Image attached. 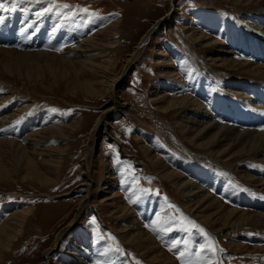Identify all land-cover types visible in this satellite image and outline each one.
Wrapping results in <instances>:
<instances>
[{
  "label": "rangeland",
  "instance_id": "374dc122",
  "mask_svg": "<svg viewBox=\"0 0 264 264\" xmlns=\"http://www.w3.org/2000/svg\"><path fill=\"white\" fill-rule=\"evenodd\" d=\"M31 1L38 2L42 10L52 6L54 13L63 15L65 20L62 21L72 25L74 29L84 28L85 39L93 34L98 35L104 27L119 19L117 34L115 32L114 38L107 42L111 51H108L105 59L109 62L107 67L108 72L110 71L106 79L111 77L114 80L123 76L127 55L132 53L154 22L166 15L164 0ZM237 2L239 0H177L171 25L162 32L153 34L138 60L131 66L130 80H119L120 88L118 87L116 95L121 104H128L130 115L121 114L119 110L113 111L106 130H102L97 141L92 136L96 122L112 106V97L105 90L107 85L103 87L91 82L96 80V75L78 73L77 70L63 66L42 69L38 79L13 80V85L27 98L29 107L41 116L44 114L51 127L69 128L70 138L66 141L61 136H56L49 142L48 147L59 153L56 159L60 171L53 182L23 179L26 169L22 168L20 174H11L10 184H0V225L3 219L22 218L21 213L25 211L27 219L25 228L18 232L19 237L11 243L10 250L0 247V264H41L45 251L54 248L56 242L60 241L49 262L58 264L60 252H67L70 245L83 236H88L90 241L83 248L86 250L85 257L89 256L91 259L94 250L104 257V261L96 259L90 264H176L184 256L186 264H264V232L252 235L263 239L262 251H257L258 245L250 238L236 248L234 241L239 234H243L242 230L224 232L221 226L211 228L191 217L187 212L190 204H187L186 199H179L170 183L160 179V170L149 162L142 150L144 144L151 145L153 152L162 158L169 170H176L190 177L187 170L179 168L181 164L193 166L192 159L196 161L192 152L184 145V140L179 138L182 137L179 125L184 114L180 111L173 114L167 111L169 97L176 100L177 95H163L161 83H178V80L185 82L186 75H189L198 86L227 90L225 87L233 76L228 69L214 64L211 58L218 57L213 48L222 54L228 50L225 48L230 47L224 38L228 32L237 34L239 40H246L245 44L247 40H251V43L259 46L258 50L255 49L256 53L264 54V40H258L261 35L256 34L257 26L251 15L256 1ZM5 12L7 14L0 18V49L13 50L14 47H21L23 51L20 52L25 51L24 53H46L47 45L62 43V36L59 35L58 40H55L48 34L47 27L40 32L34 31L32 26L24 25L26 19L20 20L18 15L12 16L10 11ZM216 24L219 27L214 34L211 26ZM201 32L213 36L223 45L215 43V46L206 50L205 45L197 40L198 33ZM36 41V45L42 47L34 49L32 45ZM115 42L117 47L113 48L112 44ZM231 56L249 64L256 62L255 57H248L240 50L235 57ZM94 57L97 63L100 62L98 54ZM262 63L264 64L263 61ZM35 65L37 64L31 65V70ZM222 98L227 100L226 96ZM198 99L206 105L205 101ZM225 104L226 102L221 101L215 109L220 112L221 107L222 115L234 120L241 116L240 110L231 111ZM36 113L33 112L28 117H34ZM242 124L244 123L240 125ZM40 130L42 128L36 127L34 133ZM29 134L33 133L25 136H30ZM66 144L69 148H65ZM85 147L93 155L91 177L95 186L93 198L89 200L81 217L75 219L78 203L85 190L82 186ZM110 165L114 166L112 172L116 179L113 182L116 181V193L119 196L113 204L111 201H101L106 192L102 187L103 178ZM119 185L123 187L119 188ZM209 190L219 196L227 207L238 206L227 197L229 192L225 195L214 187ZM140 204L148 207L142 217L137 208ZM118 205L135 213L142 230L153 231L154 226L166 233L176 234L171 245L161 244L164 253L156 261L147 260L136 247L124 240L123 234L121 235L124 224L116 220L120 217L117 211L121 212ZM93 206L99 207L98 214H95ZM245 208L248 212H256L251 205H246ZM115 213L117 214L113 215ZM146 215L151 217L147 220ZM67 227L72 230L62 237L61 232ZM94 244L96 249L92 250ZM181 247L185 248L184 252L178 253ZM68 264L78 263L71 259Z\"/></svg>",
  "mask_w": 264,
  "mask_h": 264
},
{
  "label": "bare ground",
  "instance_id": "6f19581e",
  "mask_svg": "<svg viewBox=\"0 0 264 264\" xmlns=\"http://www.w3.org/2000/svg\"><path fill=\"white\" fill-rule=\"evenodd\" d=\"M176 1L164 0L166 15L154 22L150 30L134 47L132 53L127 55L123 76L114 80L111 77L106 79V75L110 71L108 72L107 67L109 62L105 59L108 51H111L107 47V42L114 38L115 32L119 29L117 27L120 22L119 19L104 27L98 35L94 36L93 34L94 37L88 36L85 39L86 31L84 28L83 30H76L72 25L69 26L68 23L63 22L65 20L63 15L55 14L52 6L42 10L36 1L2 0L5 7L14 9L9 10L12 16L18 15L20 20L26 19L24 21L25 26H32L33 30L37 32H40L41 29L45 30L47 27L48 34L55 40H58L59 35L62 36V43L47 45L46 50L43 48L46 53L33 52L32 50V52L24 53L25 51L20 52L23 49L21 47H14L13 50L0 49V184H10L11 174H20L22 168L26 169L23 179H32L44 183L53 182L60 171L56 159L59 157V153L48 147L49 142L54 140L56 136H61L62 140L66 141L70 138L69 128L51 127L44 114L41 116L29 107L27 98L13 85V80L38 79L42 69L50 70L63 66L77 70L78 73L86 72L90 75H96L97 81L93 79L91 82L99 83L103 87L107 85L105 90L112 97V106L96 122L92 136L94 141H97L102 130H106L107 122L113 111L119 110L121 114L130 115L128 104H121L116 95L120 88V81H123L124 78L127 82L130 80V68L138 60L153 34L162 32L165 27L171 25L170 20L173 12H175ZM241 1L243 0H239L237 4H240ZM255 1V7L252 8V11L250 10L258 30L255 33L261 35L258 40H264V0ZM4 14L7 13L0 10V18ZM218 27L217 24L211 26L214 34L218 32ZM204 33H198L197 40L205 45L206 50L215 46V43L223 45L218 39ZM236 35L232 32L225 34L224 38L230 47L225 48L228 50L222 54L216 48L212 49L218 54L217 58H211L212 62L228 69L229 74L233 76L228 80L225 87L227 90H213L211 86L205 88L203 85L198 86L189 75H186L185 82L178 80V83H161L163 95L171 96L172 93L177 95L176 100L174 97H169L167 111H171L172 114L180 111L181 114H184V119L180 121L179 125L182 137L179 138L184 140H182L184 145L192 152L196 161L192 159L193 166L181 164L179 168L187 170L190 177H186L182 172L169 170L162 158L153 152L151 145L144 144L142 150L149 162L160 170V179L170 183L171 187L177 191L179 199H186L187 204H190L187 212L191 217L205 226H211V228L221 226L224 232L231 230L238 232L241 229L243 234H239L234 241L236 248L248 240L247 238H250L258 245L257 251L259 252L263 249L261 247L263 239L252 235L255 236V234L264 232V64L262 63V61L264 62V54L256 53L255 49L258 50L259 48L257 44L251 43V40H247L248 42L245 44L244 41L246 40H239L238 35L235 38ZM37 43L38 41L33 43L34 49L42 47L36 45ZM116 45L115 42L112 47L116 48ZM239 50L246 53L248 57H255L256 62L249 64L246 61L234 59L231 54L235 57ZM49 51H53V53H49ZM95 54L100 56L98 63L94 57ZM33 64L37 65L33 66V70H31ZM100 77L101 80H98ZM194 85H196L195 89L193 88ZM183 95L185 96L182 97ZM223 96H226L227 100L223 99ZM198 98L205 101L206 105H203ZM221 101L226 102L225 105L232 109L231 111L240 110L241 116H236L235 120L223 116L221 107L220 112L215 109ZM234 101L235 103H233ZM33 112L36 113L35 116L29 118L28 116L32 115ZM225 120L227 121L225 122ZM241 123L244 124L240 125ZM36 127H40L42 130L34 133ZM28 133H33L31 134L32 138L30 134V136H25ZM65 148H69V146L66 144ZM85 148L82 164L84 169L82 186L85 187V190L81 201L78 203L75 219L81 217L89 204V200L93 198L95 186L91 177L94 167L93 155L89 149ZM113 170V165H110L106 170L102 185L106 192L101 199L102 202L111 201L112 204L116 198H119L116 193V181L113 182L116 179ZM122 187L119 185V188ZM210 187L217 188L218 192L222 194L229 192L227 197L236 202L238 206L227 207L219 196L214 195L209 190ZM97 188L100 186L98 185ZM246 205L255 207L256 212H248L245 208ZM93 208L95 214H98L99 207L93 206ZM118 208L121 212L117 211L120 217L116 220H120L124 224V230L121 232L124 240L136 247L147 260L156 261L158 256H162L164 253L161 244L171 245L176 234L166 233L154 226L153 231H144L137 223V216L134 212L126 209L125 206L118 205ZM137 208L141 217L143 216L142 213L148 209L146 204H140ZM21 216L20 219H3L0 225V247L4 250H10L11 243L13 244L15 239L19 237L18 232L25 228L27 223L26 211L22 212ZM150 217L151 215H146L147 220ZM67 228L62 230V237L63 234L72 230L71 228L67 230ZM87 237L83 236L76 243L70 245L67 252H60L58 264H68L71 259L78 264H90L96 259L104 261V257L97 254L96 250L93 249H96L95 244L92 247L94 251L91 259L89 256L85 257L86 250L84 251L83 248L87 247L90 242ZM59 242H56L54 248L45 251L44 261L41 264H49L52 260V252L58 249L56 246L57 244L59 246ZM184 249L181 247L178 253H183ZM186 263L184 256L176 264Z\"/></svg>",
  "mask_w": 264,
  "mask_h": 264
},
{
  "label": "snow or ice",
  "instance_id": "6c2138e0",
  "mask_svg": "<svg viewBox=\"0 0 264 264\" xmlns=\"http://www.w3.org/2000/svg\"><path fill=\"white\" fill-rule=\"evenodd\" d=\"M0 10L9 11V10H14V9L6 8L4 2H2V0H0ZM200 231H203V229H200Z\"/></svg>",
  "mask_w": 264,
  "mask_h": 264
}]
</instances>
